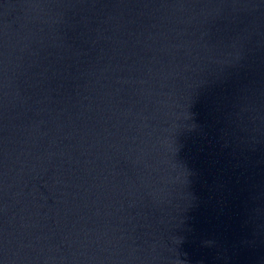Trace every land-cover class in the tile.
<instances>
[{"label": "water", "instance_id": "95a60500", "mask_svg": "<svg viewBox=\"0 0 264 264\" xmlns=\"http://www.w3.org/2000/svg\"><path fill=\"white\" fill-rule=\"evenodd\" d=\"M0 264H264V0H0Z\"/></svg>", "mask_w": 264, "mask_h": 264}]
</instances>
